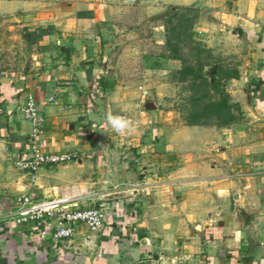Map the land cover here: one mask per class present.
Here are the masks:
<instances>
[{"label":"crops","instance_id":"1","mask_svg":"<svg viewBox=\"0 0 264 264\" xmlns=\"http://www.w3.org/2000/svg\"><path fill=\"white\" fill-rule=\"evenodd\" d=\"M136 1L0 0V264H264V0L222 12L239 63L226 90L241 110L222 127L175 126L110 69L120 6ZM29 94L42 151L77 159L18 167ZM20 196L102 209L104 225L54 242L53 224L17 223Z\"/></svg>","mask_w":264,"mask_h":264},{"label":"rangeland","instance_id":"2","mask_svg":"<svg viewBox=\"0 0 264 264\" xmlns=\"http://www.w3.org/2000/svg\"><path fill=\"white\" fill-rule=\"evenodd\" d=\"M231 4V0H137L121 5L107 52L110 69L125 77L127 85L149 93L145 106L153 104L162 114L170 113L175 126L189 125L195 114L219 99L212 85L219 76L217 67L233 70L239 64L235 39L222 14ZM191 65L204 67L207 86L190 78L182 82L181 70ZM215 118L205 119L209 124L202 126L217 125Z\"/></svg>","mask_w":264,"mask_h":264},{"label":"built area","instance_id":"3","mask_svg":"<svg viewBox=\"0 0 264 264\" xmlns=\"http://www.w3.org/2000/svg\"><path fill=\"white\" fill-rule=\"evenodd\" d=\"M24 116L32 124L30 151L17 165L21 170L35 174L41 166L59 165L77 159L76 154H50L41 149L42 132L45 118L40 112L33 95H27L22 109ZM15 215L18 224L45 223L53 224L52 238L54 242H64L75 234V225L84 224L97 232L102 229L105 213L102 209L71 207L63 200L37 202L33 196H20L15 200Z\"/></svg>","mask_w":264,"mask_h":264},{"label":"trees","instance_id":"4","mask_svg":"<svg viewBox=\"0 0 264 264\" xmlns=\"http://www.w3.org/2000/svg\"><path fill=\"white\" fill-rule=\"evenodd\" d=\"M203 69L204 67L202 65L186 66L183 70H181L182 82H186L190 78L193 83L202 81V83L204 82V86H207L209 83L203 75ZM217 75L219 76L217 80L213 81L212 85L217 89V95L219 99L216 102L205 106L201 113L195 114L193 121L190 122L189 125L209 124L205 119L216 117L215 119H217V125L222 127L227 126L239 119L241 110L237 104L232 102L231 97L226 90L227 81L233 78H238L239 71L237 68H234L233 70H224L223 67L219 65L217 67ZM237 112L239 115L236 114Z\"/></svg>","mask_w":264,"mask_h":264},{"label":"clouds","instance_id":"5","mask_svg":"<svg viewBox=\"0 0 264 264\" xmlns=\"http://www.w3.org/2000/svg\"><path fill=\"white\" fill-rule=\"evenodd\" d=\"M109 123L112 125V127L117 131V132H122L126 128V124L122 122L119 119H115L111 116H109Z\"/></svg>","mask_w":264,"mask_h":264}]
</instances>
